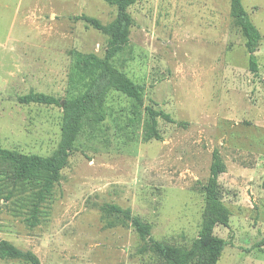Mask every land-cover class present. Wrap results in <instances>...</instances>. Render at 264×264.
<instances>
[{
  "label": "rangeland",
  "instance_id": "obj_1",
  "mask_svg": "<svg viewBox=\"0 0 264 264\" xmlns=\"http://www.w3.org/2000/svg\"><path fill=\"white\" fill-rule=\"evenodd\" d=\"M241 4L260 37L255 71L231 0L131 4L127 43L111 62L141 98L107 93L106 116L84 125L44 198L39 182L0 169V242L38 264H167L148 247L198 237L218 159L228 221L213 228L227 241L217 264H264V0ZM116 15L104 0H0L1 148L39 156L58 148L63 101L87 82L74 52L103 58V28ZM30 93L55 103H21ZM133 217L149 225L145 237Z\"/></svg>",
  "mask_w": 264,
  "mask_h": 264
},
{
  "label": "trees",
  "instance_id": "obj_2",
  "mask_svg": "<svg viewBox=\"0 0 264 264\" xmlns=\"http://www.w3.org/2000/svg\"><path fill=\"white\" fill-rule=\"evenodd\" d=\"M114 5L117 10L115 20L103 29L109 35L108 47L103 58L94 53L81 54L74 52V70L76 75L86 83L85 88L76 95L66 97L62 104L61 135L58 148L49 156L36 154H21L16 151L0 147V169L4 166L12 168L13 173L19 179L34 180L41 184L40 196L49 194L58 172L66 165L74 142L89 122L98 123L106 116L104 104L107 93L110 90L119 91L130 98L139 100L142 95V87L136 85L125 74L120 72L111 62L127 43L128 28L131 22L127 8L136 0H104ZM231 14L240 26L242 35L246 39V48L249 53V64L253 71L256 70V61L253 53L259 41V33L248 18L241 0H231ZM91 21L95 27H101L94 19ZM21 103L38 102L53 104L52 96L42 93H30L19 98ZM153 114V112L151 111ZM155 113V112H154ZM155 124V120H152ZM223 171V167L216 159L210 168V179L204 187L206 200V213L202 222L198 237L188 247L175 246L163 242H153L148 248L158 254L167 264H217L227 241L213 234V228L217 223L226 224L228 219L221 202L216 195L217 176ZM116 208V207H115ZM135 230L141 237H145L150 230L147 223L139 218L131 219ZM0 257L30 259L28 264H38L31 255H23L7 241L0 242Z\"/></svg>",
  "mask_w": 264,
  "mask_h": 264
}]
</instances>
